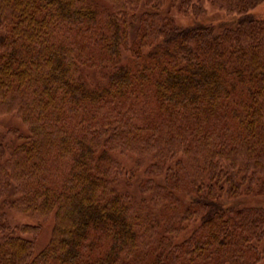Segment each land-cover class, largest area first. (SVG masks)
Wrapping results in <instances>:
<instances>
[{
	"label": "trees",
	"instance_id": "1",
	"mask_svg": "<svg viewBox=\"0 0 264 264\" xmlns=\"http://www.w3.org/2000/svg\"><path fill=\"white\" fill-rule=\"evenodd\" d=\"M105 1L0 0V116L28 132L0 139V264H262L264 208L221 199L264 195V0H209L220 31ZM116 154L149 163L139 197ZM7 211L52 218L43 250Z\"/></svg>",
	"mask_w": 264,
	"mask_h": 264
},
{
	"label": "rangeland",
	"instance_id": "2",
	"mask_svg": "<svg viewBox=\"0 0 264 264\" xmlns=\"http://www.w3.org/2000/svg\"><path fill=\"white\" fill-rule=\"evenodd\" d=\"M94 1L99 5L107 4L105 0H90ZM195 1V0H194ZM201 2L204 7L206 8L207 12L205 15L201 17H194V16H186L183 17L178 15L176 12H171V16L175 18L178 24L182 26H188L195 22H200L203 24H210L213 26L217 31L222 30L223 28L233 27L236 24V15H227L224 11L218 9L216 6L212 5L209 0H196ZM170 0H166V4L169 5ZM255 18L264 19V3L257 6L250 12ZM134 33H132V36ZM88 74L95 77V73L87 72ZM97 78V77H96ZM16 129L21 134H27L26 128L21 124L20 120L17 119L14 115H3L0 116V139L7 133L8 130ZM115 157L121 163L123 170L126 173L120 178L121 179V189L124 192L131 193L136 195L137 197L139 194L138 186L140 181L144 178V170L146 166L149 164L146 162V166L142 168H137L135 166V157L127 155L123 156L120 154H116ZM221 201L228 205V206H235V207H261L264 208V195H241L237 198L228 199L223 197ZM8 215V225L11 229L14 226H21V225H40V234L38 238L35 240V253L38 254L43 248L47 245L51 237V230L53 227L52 218L47 220V222L42 223L38 220L37 217L29 215V214H22L19 212H6ZM192 226L185 231V233L180 237L179 240L187 237L191 232ZM29 237L30 236H26ZM259 248L264 252V237L259 243ZM264 264V262L262 263Z\"/></svg>",
	"mask_w": 264,
	"mask_h": 264
}]
</instances>
